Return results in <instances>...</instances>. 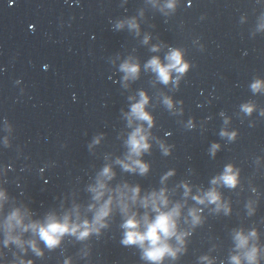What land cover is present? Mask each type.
<instances>
[{
	"label": "clouds",
	"instance_id": "clouds-1",
	"mask_svg": "<svg viewBox=\"0 0 264 264\" xmlns=\"http://www.w3.org/2000/svg\"><path fill=\"white\" fill-rule=\"evenodd\" d=\"M168 60L169 63L167 65H162L158 58H153L149 62V67H151L153 71L158 74L160 80L164 83H168L170 80L171 71L173 69L179 73H184L188 68V65L183 62L182 55L179 51H173L168 56ZM123 70L129 74L135 75L139 71V68L138 65L125 64L123 66ZM254 87H257V85H254ZM141 96L142 99L140 102L132 106V115L137 119L151 123L152 118L150 114L145 111V105L147 104L148 99L144 93H141ZM168 103L170 104L171 102L168 101ZM246 110L251 111V109ZM232 136H235V133H233ZM128 144L131 154L134 156H139L142 151L149 148V144L146 142V137L142 134V129L140 128H137L131 134ZM214 147H218V145H215ZM129 159H131V156ZM132 163L138 166L142 173L148 170L147 165L143 164L140 160H133ZM124 167L126 169H131V165L129 164H124ZM103 174L110 175V169L106 167ZM218 180L223 181V183L229 187H235L237 183V174L233 172L232 166L229 165L226 167L224 174L220 176ZM213 183H217V180H214ZM104 188L105 185L101 182L99 183L98 188L93 189V191L96 192L97 200H100L104 195ZM132 192V199L135 201L139 195V188L137 187L132 189ZM194 199L198 200L200 203H204L205 200L210 203H216L219 201L220 196L215 189H212L206 192L203 197L197 196L194 197ZM111 203L112 201L110 198L99 207V209L96 211L94 219L95 224H100L103 226L101 222L110 214ZM142 203L145 207L150 204L157 212V215L155 219L151 221L145 217L144 223L146 228L143 232L139 230L140 221L137 220L136 215H130L124 224V227L127 229V231L125 233V239L123 240V243L140 245L142 248H144V258L155 262V264H159V262L162 261L166 255L175 256L176 254L167 242L171 237L176 236L177 240L182 242L183 234H177V218L180 215V205H176L168 211L161 210V206L167 207L168 204L163 192L159 194L152 193L151 196L145 197ZM124 210L127 212V205H124ZM190 215L194 224L199 222L200 217L197 215L196 209L191 210ZM7 226L9 229L14 226H23V220L19 212H14L9 217ZM23 227L25 230L31 228L33 232L38 233L40 239L43 240L49 248L57 246L60 242V238L66 233L75 234L79 229L83 228V231L79 232V236L80 238H84L89 235L90 231V225L87 220H85L82 225L71 224L67 216L63 219V221L57 220L55 217L50 216L48 217L46 223H32ZM252 235H255V233H252ZM9 239L13 240L17 244L21 243L18 237L9 236ZM235 239L237 241V247L240 249H244L248 245L249 237L245 236L243 233H237ZM7 242L8 241H6V243ZM145 242H147V246H145ZM31 244L33 249L39 254V249H37L36 243L32 241ZM245 257L250 262V264H253V262L256 260V249L252 248L250 251L246 252ZM232 261L233 264H241L240 256H233ZM29 264H31V262H29Z\"/></svg>",
	"mask_w": 264,
	"mask_h": 264
}]
</instances>
